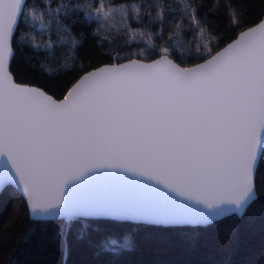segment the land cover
<instances>
[{"label": "snow or ice", "instance_id": "6c2138e0", "mask_svg": "<svg viewBox=\"0 0 264 264\" xmlns=\"http://www.w3.org/2000/svg\"><path fill=\"white\" fill-rule=\"evenodd\" d=\"M238 6L239 0L229 15L237 26ZM166 8L160 0L138 5L132 0H0V157H6L0 167L18 183L34 218H63L55 229L62 248L76 219L144 213L155 217L154 223L207 227L258 198L257 172L264 165V20L214 54L201 52L203 45L177 49L178 41L158 51L152 45L137 48L126 57L117 52L110 57L115 63L80 75L60 100L18 83L8 68L14 45L37 54L47 49L46 58L56 56L54 46L75 56L81 46L71 35L77 23L92 29L100 46L133 47L131 24L145 17L149 24L162 21ZM186 11L202 31L191 5ZM37 22L40 39L31 36L23 43ZM193 52L203 63L182 67ZM105 167L163 184L175 193L168 200L174 207L79 203L68 195L70 186ZM88 227L82 224L79 239L88 236ZM89 242L101 254L132 246L128 236L122 242L114 236Z\"/></svg>", "mask_w": 264, "mask_h": 264}, {"label": "trees", "instance_id": "16d2710c", "mask_svg": "<svg viewBox=\"0 0 264 264\" xmlns=\"http://www.w3.org/2000/svg\"><path fill=\"white\" fill-rule=\"evenodd\" d=\"M132 2L138 5L141 0ZM160 2L167 3L162 21L149 24L145 17L143 23L137 20L131 24L133 31L129 38L133 39V47H118L116 43L100 46V41L91 35L92 29L77 23L71 35L81 41V46L76 49L75 56L67 48L54 46L56 56L46 58L47 49H41L37 54L28 47L14 45L15 55L9 62V70L18 83L41 88L61 99L80 75L101 65L115 63L110 57L117 52L126 57L137 48L152 45L158 51L178 41L177 49L190 50L203 45L201 52L212 50L214 54L241 31L258 23L264 14V0H239L237 26L229 18L230 7L237 0ZM189 5L196 12L195 19L201 21L202 31H197L192 24L186 11ZM33 27L35 31L28 29L23 43L27 44L31 36L40 39L42 30ZM141 31L149 35L141 36ZM43 38L46 40L48 36ZM195 55L193 52V58H186L182 66L203 61ZM65 64L67 66L62 67ZM257 189L258 198L243 213L227 215L207 227L76 219L62 248L55 238V229L58 223L64 222L63 218H31L22 196L8 187L0 195V264H264V165L257 172ZM83 223L89 225L88 236L79 239ZM108 236L121 242L128 236L132 246L116 253L101 254L89 242H99Z\"/></svg>", "mask_w": 264, "mask_h": 264}, {"label": "water", "instance_id": "95a60500", "mask_svg": "<svg viewBox=\"0 0 264 264\" xmlns=\"http://www.w3.org/2000/svg\"><path fill=\"white\" fill-rule=\"evenodd\" d=\"M262 20H264V14L258 23H260ZM258 23H256L251 27H255ZM248 28H246L241 32L247 31ZM238 35L235 38H237ZM232 41L227 43L218 51H222ZM125 62L126 61L121 63H125ZM199 63H203V61ZM194 65L188 67H193ZM103 66L104 65H101L97 68H101ZM97 68H94L90 71H94ZM66 94L67 92L65 93V95ZM64 96L61 99H63ZM3 160H6V157H0V161ZM8 170L12 173V176L15 177L16 175L15 170L12 169L10 163L8 164ZM16 179L18 180L19 178L17 177ZM8 187L15 189L23 198L18 183H14L12 180L7 179L3 168L0 167V195ZM165 193L168 194H166L165 196ZM68 195L70 197L72 196L73 199L79 203L96 201V200H115V201L135 204L140 207L155 208V209L172 208L174 206L172 205V202L168 200L175 199L174 197H172L175 196V193L168 192V189L164 188L163 184H158L156 180H148L146 177H142L132 172H126V171L117 172L107 167L103 169H98L95 173L90 174L84 181L77 182L75 184V187L70 186L68 189ZM177 199L182 200L183 198L177 197ZM184 203L194 204V201H184ZM180 210L182 211V209ZM28 212L31 218L37 219L32 216L29 209ZM243 212L231 213V214L240 215ZM54 219H62V218L58 217ZM87 219H113L117 221H128L132 223L145 224V225L182 226V225H174V224L154 223L152 221L155 219V217L144 213L121 214L112 217H89Z\"/></svg>", "mask_w": 264, "mask_h": 264}, {"label": "rangeland", "instance_id": "374dc122", "mask_svg": "<svg viewBox=\"0 0 264 264\" xmlns=\"http://www.w3.org/2000/svg\"><path fill=\"white\" fill-rule=\"evenodd\" d=\"M33 26H36V27H38V22H37V25H33ZM39 28V27H38ZM40 29V28H39Z\"/></svg>", "mask_w": 264, "mask_h": 264}]
</instances>
